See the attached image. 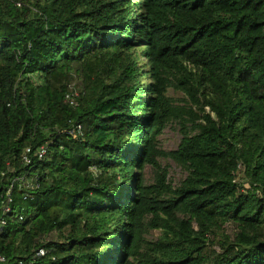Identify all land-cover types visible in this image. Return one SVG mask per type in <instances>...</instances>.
Here are the masks:
<instances>
[{
    "label": "trees",
    "instance_id": "obj_1",
    "mask_svg": "<svg viewBox=\"0 0 264 264\" xmlns=\"http://www.w3.org/2000/svg\"><path fill=\"white\" fill-rule=\"evenodd\" d=\"M172 120L184 129L169 154L187 173L177 189L156 162ZM73 124L82 139L61 133ZM44 144L38 188L15 184L3 214L11 179L30 169L23 151ZM2 216L0 264H264V0H0ZM225 223L233 237L210 251Z\"/></svg>",
    "mask_w": 264,
    "mask_h": 264
},
{
    "label": "rangeland",
    "instance_id": "obj_2",
    "mask_svg": "<svg viewBox=\"0 0 264 264\" xmlns=\"http://www.w3.org/2000/svg\"><path fill=\"white\" fill-rule=\"evenodd\" d=\"M142 47V46H138ZM137 49V48H136ZM135 53L137 55L138 59V65L140 69L148 70L146 68V60L141 57V50L137 49L135 50ZM144 83L148 84L149 79L143 78ZM69 81L67 83L72 84L75 89H79L81 91L84 87L83 83V76L79 71V68L77 66H73L71 69V76L68 79ZM68 84V85H69ZM149 97V96H148ZM147 97V100H148ZM167 97L171 100L173 105L182 107L185 102L184 99L187 100L186 95L175 89V88H169L167 91ZM195 111L197 114L202 115L199 108H195ZM205 113H209V108H204ZM189 135H192L193 131L191 130L190 125L188 124L186 126L185 130ZM184 137V129H182V125L175 120L169 121L165 128L160 132V134L156 138L157 148L159 150V155L156 158V162L159 165V171H164L166 173V179H165V185L167 187H170L171 189H177L180 187L183 180L186 178L187 173L186 171L179 166L175 160L172 159V157L169 155L172 152H175L178 150L180 143ZM157 170L152 165H146L145 168L141 172V177L143 178L145 185H154L156 176H157ZM236 181L240 184H243L246 187L245 184V178L243 174L242 167H239L238 172L236 173ZM235 232V228L230 223L222 224L220 229L216 230V233L213 237H210V245L209 249L210 251L218 250V244L217 241L222 240L224 238H232ZM161 232L159 230H147L143 237L148 242H155L160 238ZM61 240L60 233L55 230L51 232L50 234L46 235L44 237V243H50V242H59Z\"/></svg>",
    "mask_w": 264,
    "mask_h": 264
},
{
    "label": "built area",
    "instance_id": "obj_3",
    "mask_svg": "<svg viewBox=\"0 0 264 264\" xmlns=\"http://www.w3.org/2000/svg\"><path fill=\"white\" fill-rule=\"evenodd\" d=\"M84 91L83 89L79 91V89H75V87L72 84H69L67 86L66 92L64 94V102L70 106L71 108H75L78 106L79 99L83 96ZM61 133L67 134L69 137H71L74 140H80L83 138V132L82 128L79 124H73L70 125V127L66 130H62ZM47 155V145H41L40 147L36 149H32L30 147L26 148L22 155H21V161L24 166L30 168L26 172H24L22 175L19 176H13L11 179L9 188L6 192V203L3 206V214L7 215L11 212L9 204L11 203V190L15 184L19 185L21 188L28 190V191H34L38 188V175L33 174L31 172V166L34 165V162L42 161L45 156ZM25 197H28L27 195ZM4 215V216H5ZM2 216L0 218V231L3 229V227L6 225V219ZM23 217H19V221H22ZM45 251L44 249L40 248L36 256H44ZM0 261H3V258L0 257Z\"/></svg>",
    "mask_w": 264,
    "mask_h": 264
}]
</instances>
